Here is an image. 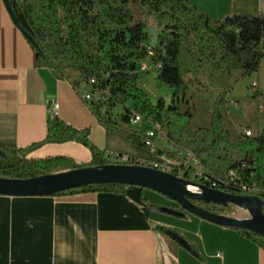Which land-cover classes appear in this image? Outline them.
Masks as SVG:
<instances>
[{"label":"trees","instance_id":"16d2710c","mask_svg":"<svg viewBox=\"0 0 264 264\" xmlns=\"http://www.w3.org/2000/svg\"><path fill=\"white\" fill-rule=\"evenodd\" d=\"M19 26L31 36L39 63L59 78L69 71L96 96L88 106L106 130L121 131L132 142L145 146L144 135L123 127L136 113L146 124L164 134L177 150L191 151L217 188L245 194L241 185L256 189L264 201V129L250 135L223 127L227 91L216 95L206 125L192 128L193 114L180 110L186 100L189 75L201 85L203 73L232 75L237 83L259 70L264 57V14L234 13L214 19L188 0H9ZM157 43L148 45L150 29ZM157 71L160 83L173 93L169 103L151 100L141 88L142 62ZM158 64V65H157ZM157 65V66H156ZM150 71H146L148 74ZM93 80V83L89 81ZM78 86L77 84H75ZM119 108L116 116L111 113ZM76 141L91 153L87 164L66 157L29 159V152L46 143ZM109 155L96 148L87 130H77L57 117L47 123L45 138L26 148L0 145V177L25 179L86 166L109 164ZM137 163L136 160L128 162ZM235 172L233 180L229 172ZM171 173L177 175L176 168ZM127 185H89L58 192L123 193ZM142 189L141 187H139ZM205 204L214 213L234 209ZM161 212L185 217L187 212L163 205H149ZM264 212V207H263ZM264 250V237L234 227Z\"/></svg>","mask_w":264,"mask_h":264},{"label":"crops","instance_id":"0c3cea01","mask_svg":"<svg viewBox=\"0 0 264 264\" xmlns=\"http://www.w3.org/2000/svg\"><path fill=\"white\" fill-rule=\"evenodd\" d=\"M188 1L214 19L234 13L264 14V0ZM67 76L59 78L39 63L0 0V145L26 148L42 141L56 103L57 118L87 130L90 142L106 154L167 168L175 165L177 149L165 137L156 139L153 149L101 126L81 99L79 89L84 85L78 73L69 71ZM155 78L157 71L151 69L141 80L149 85ZM186 79L192 81L189 75ZM253 81L256 90L239 87L227 93L225 117L234 123V116L246 119L256 114L259 129H264V57L250 87ZM244 95L250 101H243ZM123 127L140 135L148 129L144 123ZM234 127L249 129L235 123ZM27 157H66L87 164L91 153L76 141H66L43 144ZM150 204L179 208L165 196L134 185H127L123 193L0 195V264H264V250L236 229L189 213L177 217Z\"/></svg>","mask_w":264,"mask_h":264},{"label":"water","instance_id":"95a60500","mask_svg":"<svg viewBox=\"0 0 264 264\" xmlns=\"http://www.w3.org/2000/svg\"><path fill=\"white\" fill-rule=\"evenodd\" d=\"M17 29L34 46V40L18 24L9 0H2ZM155 45V29L151 28ZM118 183L134 185L153 190L178 204L189 214L206 221L226 226L238 227L255 232L264 237V201L255 194H231L219 188L187 179L171 173L170 170L157 169L144 164L109 163L101 166H86L25 179L0 177V195L6 196H48L58 192L86 187ZM207 203L247 211L248 217H235L211 212L199 203Z\"/></svg>","mask_w":264,"mask_h":264},{"label":"rangeland","instance_id":"374dc122","mask_svg":"<svg viewBox=\"0 0 264 264\" xmlns=\"http://www.w3.org/2000/svg\"><path fill=\"white\" fill-rule=\"evenodd\" d=\"M156 38V36H155ZM152 34L149 36L148 41H152ZM157 43V38L155 44ZM145 77L147 74L143 73ZM255 73L250 74L249 76L245 77L241 81L235 83L234 77L232 75H210L209 73L206 74V77L202 80L201 86H195L192 81L188 80V90L186 93V100H180V110L185 111L189 110L193 114V120L191 123L192 128H197L199 126L206 125L209 116L212 110V103L216 95L224 90L227 92L231 91L234 88L233 92H236L239 87H243L244 89H250V81ZM142 77V78H143ZM147 81V80H146ZM140 86L143 88L144 91L147 92L151 100H157L159 98H163L165 102L169 103L173 91L170 88L163 86L158 78L151 79L149 85L146 84L144 79L140 81ZM243 101L249 100L245 95L242 98ZM250 101V100H249ZM264 104V102H263ZM120 112L119 108H116L112 111L111 115L114 117ZM256 115V114H255ZM252 116L251 118H244L234 116V123L242 128L248 127L252 131L257 130L258 123L256 116ZM144 125H148L143 122ZM141 123V124H143ZM234 123L228 119H223V127L230 132H236L234 127ZM140 124V125H141ZM149 127V125H148ZM147 129V128H146ZM60 169L58 171H62ZM65 170V169H64ZM166 199H169L166 197ZM171 200V199H169ZM225 214L235 216V217H248V213L242 209H228L224 211Z\"/></svg>","mask_w":264,"mask_h":264},{"label":"built area","instance_id":"2783aa9c","mask_svg":"<svg viewBox=\"0 0 264 264\" xmlns=\"http://www.w3.org/2000/svg\"><path fill=\"white\" fill-rule=\"evenodd\" d=\"M158 65V64H157ZM156 65V66H157ZM151 67L148 64V62L144 61L141 63L140 65V70L142 72H146V71H151ZM153 70H155V66L153 67ZM90 83H93V80L89 81ZM257 82L253 81L251 83V88L253 90L257 89ZM80 92V96L81 99L85 102L90 101L93 97L96 96V93H92L89 88H86ZM58 110V105L56 103L52 104L51 106V118L57 117V112ZM144 120H136V113H132L130 115L129 118V123L127 125H130L131 127H136L137 125H140L141 123H143ZM242 134L245 135H250V130L249 129H242L241 130ZM164 135H158L157 132H154L153 130H151V126L148 127V129L146 130V132L144 133V141H145V146L149 147V148H156V144H155V140L156 139H163ZM109 155V159H112V163H128L130 161H133L132 158L126 157V156H122V155H116V154H108ZM136 160V159H134ZM175 165L171 168H167L163 165H159V164H155V163H150L147 161H140V160H136L138 164H144V165H148L157 169H162V170H172L173 168H176L177 170V175L181 176V177H185L187 179L205 184L209 187L212 188H217V183L212 181L211 179H209V177L205 174L201 164L199 163V161L196 159V157L194 156V154L191 151L188 150H177L176 154H175ZM235 177V172L230 171L229 172V178H231V180H233V178ZM241 188L246 191L245 194H254V192H256V189L254 188H247L244 185H241ZM256 195V194H255ZM205 208H209L211 207V205L204 206Z\"/></svg>","mask_w":264,"mask_h":264},{"label":"bare ground","instance_id":"6f19581e","mask_svg":"<svg viewBox=\"0 0 264 264\" xmlns=\"http://www.w3.org/2000/svg\"><path fill=\"white\" fill-rule=\"evenodd\" d=\"M136 120H141V117L139 115H136ZM151 130H153L154 132H157L158 135H164L162 132H160L159 130L155 128H151Z\"/></svg>","mask_w":264,"mask_h":264},{"label":"flooded vegetation","instance_id":"af4514ba","mask_svg":"<svg viewBox=\"0 0 264 264\" xmlns=\"http://www.w3.org/2000/svg\"><path fill=\"white\" fill-rule=\"evenodd\" d=\"M199 204H200L201 206H203V207H204V206H206V205H205V204H203V203H199Z\"/></svg>","mask_w":264,"mask_h":264}]
</instances>
